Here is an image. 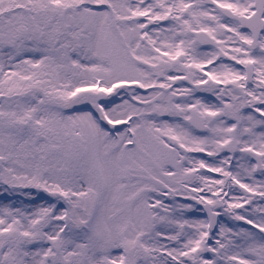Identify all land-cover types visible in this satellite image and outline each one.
Masks as SVG:
<instances>
[{
  "label": "snow or ice",
  "instance_id": "6c2138e0",
  "mask_svg": "<svg viewBox=\"0 0 264 264\" xmlns=\"http://www.w3.org/2000/svg\"><path fill=\"white\" fill-rule=\"evenodd\" d=\"M4 194L0 264H264V0H0Z\"/></svg>",
  "mask_w": 264,
  "mask_h": 264
},
{
  "label": "rangeland",
  "instance_id": "374dc122",
  "mask_svg": "<svg viewBox=\"0 0 264 264\" xmlns=\"http://www.w3.org/2000/svg\"><path fill=\"white\" fill-rule=\"evenodd\" d=\"M200 95H204V94H200ZM202 155V154H201ZM24 191H31L35 194L36 190H24ZM40 197H44L45 194L40 193L39 194ZM27 198L23 197V196H8L7 194H4L2 196H0V204H8V203H15L17 205H20L21 201H26ZM37 203H43V199H37ZM35 206V205H33ZM247 227V226H245Z\"/></svg>",
  "mask_w": 264,
  "mask_h": 264
},
{
  "label": "flooded vegetation",
  "instance_id": "af4514ba",
  "mask_svg": "<svg viewBox=\"0 0 264 264\" xmlns=\"http://www.w3.org/2000/svg\"><path fill=\"white\" fill-rule=\"evenodd\" d=\"M198 95H200V94H198ZM204 95H207V94H204Z\"/></svg>",
  "mask_w": 264,
  "mask_h": 264
}]
</instances>
